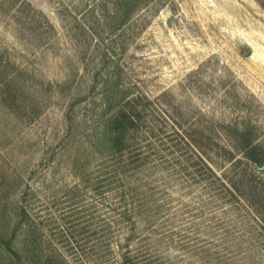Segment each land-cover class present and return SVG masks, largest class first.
<instances>
[{"label":"rangeland","instance_id":"rangeland-1","mask_svg":"<svg viewBox=\"0 0 264 264\" xmlns=\"http://www.w3.org/2000/svg\"><path fill=\"white\" fill-rule=\"evenodd\" d=\"M262 164L264 0H0V264H264Z\"/></svg>","mask_w":264,"mask_h":264},{"label":"trees","instance_id":"trees-1","mask_svg":"<svg viewBox=\"0 0 264 264\" xmlns=\"http://www.w3.org/2000/svg\"><path fill=\"white\" fill-rule=\"evenodd\" d=\"M120 120H121V116H120V115H118V116L115 117V121H116V122H118V121H120ZM262 159H263V157H262V158H258V157L256 158V157H255V160H256L257 162H258V161H261Z\"/></svg>","mask_w":264,"mask_h":264},{"label":"water","instance_id":"water-1","mask_svg":"<svg viewBox=\"0 0 264 264\" xmlns=\"http://www.w3.org/2000/svg\"><path fill=\"white\" fill-rule=\"evenodd\" d=\"M250 52H251V50L249 49L248 53H250ZM260 168L264 169V164L260 165Z\"/></svg>","mask_w":264,"mask_h":264}]
</instances>
